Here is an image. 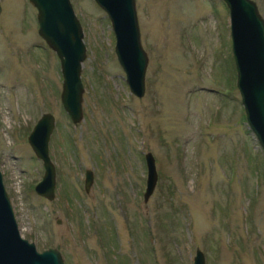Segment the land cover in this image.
<instances>
[{
  "label": "rangeland",
  "instance_id": "rangeland-1",
  "mask_svg": "<svg viewBox=\"0 0 264 264\" xmlns=\"http://www.w3.org/2000/svg\"><path fill=\"white\" fill-rule=\"evenodd\" d=\"M264 18V0H252ZM150 62L135 97L107 14L71 0L84 30V118L61 94L60 59L30 0H0V168L21 237L66 264H264V151L250 129L223 0H136ZM56 117L57 197L39 196L28 138ZM159 182L148 203L145 155ZM94 184L85 191L86 171ZM61 221V223H58Z\"/></svg>",
  "mask_w": 264,
  "mask_h": 264
},
{
  "label": "water",
  "instance_id": "water-1",
  "mask_svg": "<svg viewBox=\"0 0 264 264\" xmlns=\"http://www.w3.org/2000/svg\"><path fill=\"white\" fill-rule=\"evenodd\" d=\"M107 14L116 38L115 51L126 74L131 93L143 98L149 55L142 43L136 0H94ZM230 12L232 50L247 123L264 151V18L252 0H223ZM38 11L39 36L60 59L63 90L61 101L72 122L83 121V63L87 59L84 30L71 0H30ZM2 6L0 3V15ZM56 117L44 113L28 141L45 173L35 187L36 193L53 202L57 197L58 172L50 154V142L56 129ZM147 184L144 202L148 203L159 182L156 158L145 155ZM85 191L94 184V174L86 171ZM61 223V221H58ZM13 205L0 168V264H66L57 249L39 252L34 243L21 237ZM194 264H206L201 249L196 250Z\"/></svg>",
  "mask_w": 264,
  "mask_h": 264
}]
</instances>
